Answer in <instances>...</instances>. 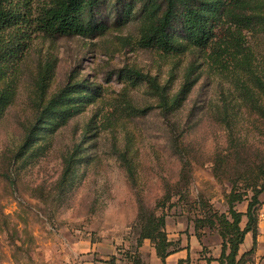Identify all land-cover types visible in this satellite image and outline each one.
Wrapping results in <instances>:
<instances>
[{"label":"rangeland","instance_id":"1","mask_svg":"<svg viewBox=\"0 0 264 264\" xmlns=\"http://www.w3.org/2000/svg\"><path fill=\"white\" fill-rule=\"evenodd\" d=\"M109 25L93 39L36 33L0 81V92L12 94L0 119V264H153L152 245L137 246L139 204L146 214H165L177 247L202 218L199 242L215 250V228L231 221L230 210L245 214L252 185L261 184L264 119L238 86L252 89L264 107L253 79L264 84V25L249 31L227 24L205 49L178 54L141 48L139 16ZM191 68L197 80L167 117L148 84L118 77L135 70L171 99ZM73 84L97 87L99 95L89 92V103L19 157L40 107ZM74 149L80 163L63 186L64 160Z\"/></svg>","mask_w":264,"mask_h":264},{"label":"trees","instance_id":"2","mask_svg":"<svg viewBox=\"0 0 264 264\" xmlns=\"http://www.w3.org/2000/svg\"><path fill=\"white\" fill-rule=\"evenodd\" d=\"M262 6L260 0H0V81L8 77L20 63L36 33H42L50 38L93 39L108 31L111 19L112 24L121 27L139 16L141 28L138 45L141 48L156 49L164 54H178L188 46L205 49L214 39L217 31L227 24L230 25L229 27L233 25L237 30L249 31L263 26L264 15L257 13ZM108 7L113 10L107 17L104 16L103 11ZM226 29L228 37L236 41L237 35ZM118 77L137 84H148L158 95L159 108L165 117L174 110V106L185 99L197 80L192 68L188 69L180 89L169 99L168 95L160 91L155 80L147 75L135 70L123 69L118 72ZM253 79L256 87L264 90V84L260 79L255 75ZM238 87L239 95L247 99L251 103V109L264 119V107L257 104L259 101L256 93L250 91L252 89L241 82ZM91 91L96 96L99 95L97 87L91 89L81 84H73L59 90L41 106L35 121L26 131L19 157L30 156L38 140L43 139L46 133L62 127L76 114L79 105L89 103L88 101L92 100L89 97ZM11 97L9 89L0 92V119ZM226 127L231 129L228 122ZM70 154L74 155H69L64 160L60 182L63 186L68 184L80 163L78 149H74ZM124 166L129 176L133 178L132 171L125 161ZM258 169L263 176V167ZM252 187L254 193L247 204L245 214L230 210L231 221L223 220L218 228L215 226L221 241L220 255L216 259L218 264L251 262L256 243L259 211L264 201V198L260 200V196L264 194V177L260 185L256 181ZM139 206L137 246L140 248L145 241H148L160 264H166V258L180 250L177 243L174 244L167 238L166 216L163 212L160 216L146 214L142 205ZM243 216L246 222L244 227L240 228ZM204 223L202 218L194 223V235L199 241ZM206 224L214 228L211 222ZM247 233L252 235V247L239 256V248ZM207 261L210 263L212 259L208 258ZM135 264L140 263L137 260Z\"/></svg>","mask_w":264,"mask_h":264},{"label":"crops","instance_id":"3","mask_svg":"<svg viewBox=\"0 0 264 264\" xmlns=\"http://www.w3.org/2000/svg\"><path fill=\"white\" fill-rule=\"evenodd\" d=\"M252 235L251 233H247L244 237V241L239 248V256L244 254L245 252L249 251L252 247ZM146 245V241L143 243V246ZM243 245H247L246 247H242ZM206 247L202 248V247ZM220 246L217 249L212 250L207 246V244L201 243L197 238L192 235L188 240L181 243L180 250L176 251L175 253L169 255L166 258V264H218L216 259L220 255ZM152 253L154 255V263L153 264H160V261L155 256V251L153 248ZM208 258H211L212 261L208 263ZM188 260V262H186ZM93 264V263H87ZM246 264H264V201L260 207L259 211V219L257 222V235H256V243L254 248V253L251 257V262Z\"/></svg>","mask_w":264,"mask_h":264}]
</instances>
